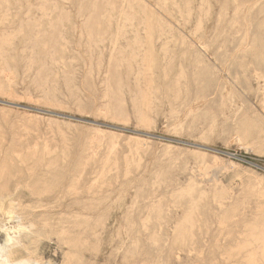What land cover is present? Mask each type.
<instances>
[{
	"label": "rangeland",
	"instance_id": "obj_1",
	"mask_svg": "<svg viewBox=\"0 0 264 264\" xmlns=\"http://www.w3.org/2000/svg\"><path fill=\"white\" fill-rule=\"evenodd\" d=\"M4 1L0 259L264 264V0Z\"/></svg>",
	"mask_w": 264,
	"mask_h": 264
},
{
	"label": "bare ground",
	"instance_id": "obj_2",
	"mask_svg": "<svg viewBox=\"0 0 264 264\" xmlns=\"http://www.w3.org/2000/svg\"><path fill=\"white\" fill-rule=\"evenodd\" d=\"M3 1H4V0H0V25L3 24V21H2L3 19H2V18H5V17L7 18V16H5V15H6L7 13H9V12H7L8 9H7V11L4 10L5 7L3 8L4 11L2 10V6H3V5L5 4V2H6V1H4V4H3V3H2ZM17 1H18V0H17ZM45 1H46V0H45ZM159 1H161V0H159ZM163 1H164V0H163ZM191 1H192V0H191ZM244 1H245V0H244ZM8 2H9V1H8ZM46 2H47V1H46ZM91 2H93V0H91ZM101 2H102V0H101ZM18 3H20V1H19ZM97 3L100 4V2H97ZM97 3L95 2L94 5H96ZM172 3H173V2H172ZM174 3H175V1H174ZM6 4H7V3H6ZM6 4H5V5H6ZM14 4H16V2H15ZM47 4H49V3H47ZM50 4H51V3H50ZM89 4H90V3H89ZM91 4H92V3H91ZM123 4H124V3H123ZM127 4H128V3H127ZM143 4H144V3H143ZM163 4H164V3H163ZM165 4L167 5L166 2H165ZM44 5H46V3H45ZM101 5H102V4H101ZM104 5H106V4H104ZM108 5H111V3H109ZM108 5H107V6H108ZM129 5H130V4H129ZM129 5H128V6H129ZM175 5H176V4H175ZM40 6H41V5H40ZM90 6H91V5H90ZM164 6H165V5H164ZM189 6H191V5H189ZM189 6H188V7H189ZM205 6H206V5H205ZM123 7H124V6H123ZM129 7H130V6H129ZM136 7H137V6H136ZM136 7H135V8H136ZM147 7H148V6H147ZM174 7H175V6H174ZM6 8H7V7H6ZM65 8H66V7H65ZM105 8H106V6H105ZM39 9H40V7H39ZM56 9H57V8H56ZM100 9H104V6H103V5H102V6H100V5L95 6V11H99L100 14H101V12H102V14H103V11H104V10H103V11H102V10L100 11ZM106 9H107V8H106ZM106 9H105V10H106ZM130 9H131V8H130ZM145 9H146V11H147V8H145ZM164 9H165V8H164ZM170 9H171V8H170ZM201 9H202V8H201ZM1 10H2L3 12H2ZM73 10H74V9H73ZM107 10H110V9L108 8ZM132 10H133V9H132ZM28 11H29V10H28ZM56 11H57V10H56ZM143 11H144V10H143ZM146 11H145V12H146ZM200 11H201V10H200ZM18 12H19V11H18ZM18 12H17V13H18ZM42 12H43V11H42ZM145 12H144V13H145ZM188 12H189V11H187L186 13H188ZM5 13H6V14H5ZM10 13H11V12H10ZM17 13H16V14H17ZM31 13H32V12H31ZM45 13H46V12H45ZM45 13H44V14H45ZM133 13H134V12H133ZM144 13H143V14H144ZM161 13H162V12H161ZM2 14H3V15H2ZM27 14H28V13H27ZM44 14H42V15H44ZM100 14H99V15H100ZM102 14H101V16H102ZM109 14H110V13H109ZM190 14H191V13H188L187 15L189 16ZM30 15H31V14H30ZM45 15H46V14H45ZM97 15H98V13H96L95 16H97ZM134 15H135V13H134ZM182 15H183V14H182ZM1 16H5V17H2V18H1ZM28 16H29V15H28ZM40 16H41V15H40ZM46 16H47V15H46ZM51 16H52V15H51ZM103 16H104V15H103ZM105 16H106V15H105ZM180 16H181V15H180ZM188 16H187V17H188ZM207 16H208V14H207ZM17 17H18V15H17ZM17 17L15 16L14 18L16 19ZM47 17H48V16H47ZM144 17L146 18L145 15H144ZM157 17H158V16H157ZM43 18H44V17H43ZM50 18H51V17H50ZM78 18H80V17H78ZM99 18H100V17H99ZM99 18H98V19H99ZM108 18H109V16H108ZM126 18H127V17H126ZM130 18H131V17H130ZM132 18H133V17H132ZM189 18H190V17H188L187 19L189 20ZM221 18H222V17H221ZM1 19H2V20H1ZM59 19H61V18H59ZM159 19H161V18H159ZM6 20H9V18H7ZM57 20H58V18H57ZM105 20H106V19H104L103 22H105ZM125 20H126V19H125ZM143 20H144V19H143ZM41 21H42V20H41ZM46 21H48V20H46ZM46 21H45V22H46ZM49 21H50V20H49ZM52 21H55V22H56V20H52ZM52 21H51V22H52ZM59 21H60V20H59ZM61 21H62V19H61ZM80 21H81V20H80ZM99 21H100V20H99ZM99 21H98V23H99ZM129 21H130V20H129ZM1 22H2V23H1ZM4 22H5V21H4ZM10 22H11V19H10ZM29 22H30V21H29ZM68 22H69V21H68ZM103 22H102V23H103ZM122 22H123V21H122ZM126 22H128V21H126ZM7 23H8V22H7ZM32 23H33V22H32ZM34 23H35V22H34ZM48 23H49V22H48ZM129 23H130V22H129ZM22 24L25 25L26 30H27V29L30 30L29 28H31V27H30L31 25H29L27 22L24 24V21H23ZM40 24H41V23H40ZM51 24H52V23H51ZM106 24H107V23H104V25H106ZM157 24H158V23H157ZM200 24H201V23H200ZM200 24H199V25H200ZM19 25H20V24H19ZM23 25H21V27H23ZM37 25H38V24H36V26H37ZM41 25H42V24H41ZM53 25H55V24H52V26H53ZM68 25H69V24H68ZM101 25H102V24H101ZM127 25H128V24H127ZM145 25H146V23H145ZM164 25H165V24H164ZM42 26H43V25H42ZM55 26L57 27V25H55ZM58 26H59V25H58ZM75 26H76V25H75ZM106 26H107V25H106ZM166 26H167V25H166ZM169 26H170V25H169ZM169 26H168V27H169ZM34 27H35V26H33V28H34ZM47 27H49V26H47ZM53 27H54V26H53ZM53 27H52V28H53ZM80 27H81V26H80ZM82 27H83V26H82ZM52 28H51V29H52ZM170 28H171V26H170ZM170 28H169V29H170ZM24 29H25V28H24ZM36 29H37V28H35L34 30H36ZM41 29H42V28H41ZM43 29H44V26H43ZM45 29H46V27H45ZM121 29H122V28H121ZM259 29H260V28H259ZM20 30H21V29H20ZM46 30H47V29H46ZM48 30H49V29H48ZM53 30H55V29H53ZM103 30H104V29H103ZM125 30H126V29H125ZM161 30L163 31V29H161ZM167 30H168V29H167ZM201 30H202V29H201ZM39 31H40V30H39ZM41 31H42V30H41ZM128 31H129V30H128ZM144 31H145V30H144ZM171 31H172V29H171ZM197 31L199 32V28H198ZM33 32H35V31H33ZM45 32H46V31H45ZM59 32H60V31H59ZM118 32H120V31H118ZM29 33H30V32H29ZM37 33H38V32H37ZM40 33H41V32H40ZM43 33H44V32H42V36H38V37H34V33H33V36L31 35V38H30V39L28 38V39L30 40V42H31V43L28 42V43L31 44L30 46H31L32 48H38V50H39L40 53H42V54H44V52L47 51V50H46V46H47L48 44L46 45V43H51L52 41H54V40H52L53 35H52L51 40H50V38L48 39L46 36L43 35ZM54 33H55V32H54ZM57 33H58V32H57ZM60 33H61V32H60ZM81 33H82V32H81ZM98 33H99V32H98ZM135 33H136V32H135ZM15 34H16V33H15ZM55 34H56V33H55ZM92 34H94V32H92ZM118 34H119V33H118ZM120 34H121V32H120ZM144 34H145V33H144ZM35 35H36V33H35ZM37 35H38V34H37ZM47 35H48V34H47ZM90 35H91V34H90ZM125 35H127V34H125ZM169 35H171V33H170ZM169 35H168V36H169ZM3 36H4V35L0 36V55L2 54V51H3V49H4V45H6L5 42H6V41H9V39H10V36H9V37H8V40H6V38H7L6 36H7V34H6V36H4V37H3ZM29 36H30V35H29ZM55 36H58V35L56 34ZM79 36H82V34L79 35ZM92 36H93V35H92ZM98 36H99V35H98ZM98 36L95 35V37H98ZM5 37H6V38H5ZM11 37H12V36H11ZM75 37H76V36H75ZM136 37H138V36H136ZM136 37H135V38H136ZM53 38H54V37H53ZM56 38H57V37H55V39H56ZM60 38H61V36H60ZM87 38H88V37H87ZM99 38H100V37H99ZM162 38H163V37H162ZM89 39H90V38H89ZM91 39H92V38H91ZM91 39H90V40H91ZM57 40H58V39H57ZM57 40H56V41H57ZM97 40L99 41V39H97ZM80 41H81V40H80ZM94 41H95V40H94ZM173 41H174V40H173ZM197 41H198V40H197ZM11 42H12V41H11ZM54 42H55V41H54ZM54 42H53V43H54ZM58 42H59V41H58ZM58 42H57V43H58ZM136 42H137V40H136ZM168 42H169V41H168ZM171 42H172V41H171ZM6 43H7V46H6V47L9 46V47H12V48H13V45L10 46V45H9L10 43H9V44H8V42H6ZM12 43H13V42H12ZM12 43H11V44H12ZM53 43H52V44H53ZM88 43H89V40H88ZM90 43H91V42H90ZM85 44H86V43H85ZM111 44H112V43H111ZM158 44H159V42H158ZM49 45H50V44H49ZM53 45H55V44H53ZM53 45H52V46H53ZM67 45H68V44H67ZM86 45H87V44H86ZM166 45H167V43H166ZM30 46H29V47H30ZM90 46H91V45H90ZM143 46H144V45H143ZM181 46H182V45H181ZM49 47H50V46H49ZM54 47H55V46H54ZM120 47H121V46H120ZM32 48H31V49H32ZM50 48H51V47H50ZM95 48H96V47H95ZM182 48H184V47H182ZM89 49H90V48H89ZM163 49H164V48H163ZM248 49H249V48H248ZM253 49H254V48H253ZM34 50H36V49H34ZM48 50H49V49H48ZM50 50H51V49H50ZM71 50H72V49H71ZM84 50H85V49H84ZM129 50H130V49H129ZM141 50H142V49H141ZM192 50H193V49H192ZM192 50H191V51H192ZM246 50H247V49H246ZM251 50H252V49H251ZM32 51H33V49H32ZM91 51H92V50H91ZM163 51H164V50H163ZM248 51H250V50H248ZM67 52H68V51H67ZM7 53H9V52H6V54H7ZM23 53H24V52H23ZM25 53H26V52H25ZM25 53H24V54H25ZM45 53H47V52H45ZM48 53H49V52H48ZM48 53H47V55H48ZM75 53H76V52H75ZM85 53H86V52H85ZM94 53H95V52H94ZM119 53H120V52H119ZM132 53H133V52H132ZM138 53H139V52H138ZM163 53H164V52H163ZM167 53H168V52H167ZM3 54H5V52H4ZM3 54H2V55H3ZM6 54H5V55H6ZM42 54H41V55H42ZM87 54H88V53H87ZM246 54H247V52H246ZM2 55L0 56V57H1L0 59H2V57L4 56V55H3V56H2ZM33 55H34V53L32 54V56H33ZM41 55H40V56H41ZM47 55H46V56H47ZM94 55H95V54H94ZM53 56H54V55H53ZM124 56H125V55H124ZM164 56H165V55H164ZM167 56H168V55H167ZM239 56H240V55H239ZM35 57H38V58H39V56H36V55H35ZM43 57H45V56H43ZM128 57H129V56H128ZM54 58H55V57H54ZM101 58L103 59V57H101ZM120 58H122V57H120ZM130 58H131V57H130ZM52 59H53V57H52ZM123 59H124V57L122 58V61L124 62ZM180 59H181V58H180ZM3 60H4V59H3ZM3 60H2V61H3ZM60 60H61V59H60ZM72 60H73V59H72ZM117 60H118V59H117ZM117 60H116V61H117ZM128 60H129V59H128ZM128 60H126V61H128ZM139 60H140V59H139ZM201 60H202V59H201ZM50 61H51V60H50ZM61 61H63V60H61ZM89 61H90V60H89ZM111 61H112V60H111ZM141 61H143V60H141ZM191 61H192V60H191ZM3 62H4V61H3ZM29 62H31V60H30ZM33 62H34V61H33ZM33 62H32V64H31V63H30V64L33 65ZM70 62H71V61H70ZM75 62H76V61H75ZM92 62H93V61H92ZM92 62H91V63H92ZM97 62H98V61H97ZM119 62L121 63L120 60H119ZM123 62H122V63H123ZM45 63H46V62H45ZM63 63H64V62H63ZM120 63H119V64H120ZM124 63H125V62H124ZM129 63H130V62H129ZM141 63H142V62H141ZM236 63H237V62H236ZM98 64H99V63H98ZM102 64H103V63H102ZM110 64H111V63H110ZM127 64H128V63H125V65H127ZM56 65H57V62H56ZM84 65H86V64H84ZM92 65H93V64L90 65L91 68H92ZM122 65H123V64H122ZM143 65H144V64H143ZM143 65H142V66H143ZM180 65H181V64H180ZM192 65H193V64H192ZM112 66H113V69H114V65H113V64H112ZM120 66H121V65H119L118 67L120 68ZM97 67H100V66H97ZM102 67H103V65H102ZM127 68H128V67H127ZM44 69H45V68H44ZM72 69H73V68H72ZM92 69H93V68H92ZM117 69H118V68H117ZM142 69H144V68H142ZM181 69H182V68H181ZM181 69H180V70H181ZM41 70H42V69H41ZM41 70H40V71H41ZM98 70H100V69H98ZM182 70H183V69H182ZM90 71H91V70H90ZM92 71H93V70H92ZM118 71H119V70H118ZM144 71H145V70H144ZM93 72H94V71H93ZM107 72H108V71H107ZM111 72H112V71H111ZM113 72H114V71H113ZM146 72H147V71H146ZM179 72H180V71H179ZM183 72H184V71H183ZM98 73H100V72H98ZM139 73H140V72H139ZM164 73H165V72H164ZM181 73H182V72H181ZM5 74H6V73H5ZM75 74H76V73H75ZM144 74H145V72H144ZM146 74H147V73H146ZM147 75H148V74H147ZM165 75H166V74H165ZM179 75H180V74H179ZM182 75H184V74H182ZM86 76H87V75H86ZM86 76H85V77H86ZM71 77H72V76H71ZM106 77H107V76L105 75V78H106ZM108 77H109V76H108ZM112 77H113V76H112ZM115 77H116V76H115ZM138 77H139V76H138ZM140 77H141V76H140ZM144 77H146V76H144ZM144 77H143V78H144ZM183 77H184V76H183ZM204 77H205V76H204ZM136 78H137V77H136ZM73 79H74V78H73ZM259 79H260V77H259ZM65 80H66V79H65ZM113 80H114V79H113ZM138 80H139V79H138ZM64 82H65V81H64ZM66 82H67V81H66ZM66 82H65V83H66ZM107 82H108V81H107ZM137 82H138V81H137ZM137 82H136V83H137ZM107 84H108V83H107ZM176 84H177V83H176ZM118 85H119V84H118ZM177 85H180V84L178 83ZM116 86H117V84H116ZM120 86H121V85H120ZM153 86H154V85H153ZM182 86H183V85H182ZM117 87H118V86H117ZM139 87H140V86H139ZM115 88H116V87H115ZM120 88H121V87H119V88H117V89H120ZM185 88H186V87H185ZM67 89H68V88H67ZM3 90H4V89H3ZM108 90H109V89H108ZM108 90H107V91H108ZM115 90H116V89H115ZM139 90H140V88H138V93L142 95V93H140ZM152 90H153V89H152ZM109 91H110V90H109ZM140 91H141V90H140ZM179 91H180V90H179ZM141 92H142V91H141ZM177 92H178V91H177ZM111 93H113V92H111ZM107 94H108V93H107ZM109 94H110V93H109ZM178 94H179V93H178ZM178 94H177V96H178ZM111 95H112V94H111ZM144 95H145V93H144ZM138 96H139V95H138ZM146 96H147V95H146ZM46 97H47V95H46ZM49 97H50V96H49ZM114 97H115V96H114ZM114 97H113V98H114ZM141 97H143V96H141ZM141 97H140V99H141ZM44 98H45V97H44ZM51 98H52V97H51ZM106 98H107V97H106ZM178 98H179V97H178ZM142 99H143V98H142ZM144 99H146V98H144ZM46 100H47V99H46ZM47 101H48V100H47ZM140 101H141V100H140ZM157 101H158V100H157ZM177 101H178V100H177ZM141 102H142V101H141ZM7 103H9V102H7ZM145 103H146V102H145ZM9 104H13V103H9ZM82 104H83V103H82ZM120 104H121V103H120ZM143 104H144V103H143ZM13 105H15V104H13ZM141 106H142V104H141ZM80 107H81V105H80ZM121 107H122V106H121ZM137 107L139 108V105H138ZM31 108H32V107H31ZM107 108H109V106H108ZM99 110H100V109H99ZM109 110H110V109H109ZM140 110H142V109L140 108ZM116 114H117V112H116ZM121 115H123V114H121ZM170 116H171V115H170ZM121 118H122V117H121ZM123 118H124V117H123ZM195 119H196V118H195ZM139 121H140V120H139ZM213 121H214V120H213ZM245 122H246V120H245ZM247 122H249V121H247ZM239 124H240V123H239ZM252 125H253V124H252ZM240 126H241V125H240ZM254 126H255V125H254ZM259 127H260V126H259ZM260 128H261V127H260ZM25 129H26V128H25ZM250 129H251V127H250ZM20 130H21V128H20ZM209 130H210V129H209ZM25 131H26V130H25ZM207 131H208V130H207ZM239 131H241V130H239ZM59 132H60V131H59ZM23 133H24V132H23ZM62 134H63V132H62ZM209 134H210V133H209ZM261 134H262V133H261ZM0 135H1V134H0ZM63 135H64V134H63ZM237 135H238V134H237ZM247 135H248V134H247ZM202 136H203V135H202ZM238 136H239V135H238ZM16 137H17V136H16ZM63 137H64V136H63ZM63 137H62V138H63ZM203 137H205V136H203ZM65 139H66V138L64 137V140H63L64 142H66ZM244 139H245V138H244ZM2 140H3V139H2ZM81 140H82V139H81ZM21 141H22V140H21ZM241 141L243 142V140H241ZM36 145H37V144H36ZM66 146H67V145H66ZM66 146H65V147H66ZM67 148H68V147H67ZM29 149H30V148H29ZM26 150H27V149H26ZM35 150H36V149H35ZM35 150H34V151H35ZM44 150H45V149H44ZM17 151H18V150H17ZM20 151H23V150L21 149ZM67 151H68V150H67ZM27 152H28V151H27ZM46 152H47V151H46ZM48 152H49V151H48ZM33 153H34V152H33ZM53 153H54V152H53ZM88 153H89V152H88ZM34 156H35V155H34ZM16 157H17V156H16ZM47 157H48V156H47ZM91 159H92V158H91ZM91 159H90V160H91ZM202 161H203V160H202ZM90 162H91V161H90ZM202 163L204 164V162H202ZM34 165H35V164H34ZM87 168H88V167H87ZM207 168H208V167H207ZM204 169H205V168H204ZM103 170H105V169H103ZM110 170H111V169H110ZM1 172H2V171H1ZM109 172H111V171H109ZM82 173H83V172H82ZM102 174H104V173H102ZM61 175L64 177V179H66V183H67L68 185L65 186V188H68V190H69L70 188H72V187L74 186V184H76L75 182L78 181V177H77V176H68V175H66L65 173H62ZM110 175H111V173H110ZM126 175H127V174H126ZM128 175H129V173H128ZM100 176H101V175H100ZM103 176H104V175H103ZM130 176H131V175H130ZM94 177H95V176H94ZM127 177H128V176H127ZM127 177H126V178H127ZM80 178H82V175H81ZM100 178H101V177H100ZM103 178H104V177H103ZM98 179H99V178H98ZM79 182H80V181H79ZM79 182H78V183H79ZM96 182L98 183V181H95V183H96ZM194 182H195V181H194ZM92 184L94 185V183H92ZM188 184H189V183H188ZM220 185H221V184H220ZM78 186H79V184H78ZM155 186H156V185H155ZM189 186H190V185H189ZM195 186H197V185H195ZM195 186H194V187H195ZM101 187H102V186H101ZM103 187H104V186H103ZM221 187H222V186H221ZM53 188H55V191H56V190H58L59 188H61V186H60V185H55L54 187L51 188V190H52ZM75 188H76V187H75ZM92 189H93V187H92ZM92 189H91V190H92ZM192 189H193V191H194V188H193V187H192ZM73 190H74V189H73ZM91 190H90V191H91ZM188 190L190 191V188H189ZM64 191H65V189H64L63 186H62V189L59 190V194H60V195H63V194H64ZM71 191H72V190H71ZM193 191H192V192H193ZM67 192H68V191H67ZM194 192H195V191H194ZM79 193H80V192H79ZM88 193H91V192H88ZM76 194H78V193H76ZM180 194H181V192H180ZM57 195H58V194H57ZM182 195H183V194H182ZM205 195H206V194H205ZM184 196H186V195H184ZM189 196H190V195H189ZM191 196H192V194H191ZM191 196H190V197H191ZM203 197H204V196H203ZM205 197H206V196H205ZM205 197H204V198H205ZM184 198H185V197H183V199H184ZM206 198H207V197H206ZM184 200H185V199H184ZM6 201H7V200H6ZM215 201H216V200H215ZM193 204H194V203H193ZM193 204H191V205H193ZM219 204H220V203H219ZM191 205H190V206H191ZM195 205H196V204H195ZM195 205H194V206H195ZM221 205H222V204H221ZM11 206H12V204H11ZM179 206H180V205H179ZM190 208H191V207H190ZM263 208H264V207H263ZM263 208H262V209H263ZM191 210H193V209L191 208ZM196 210H198V209H196ZM194 211H195V210H194ZM194 214H195V213H194ZM258 214H259V212H258ZM189 215H190V214H189ZM198 215H199V214H198ZM7 216H8V214H7ZM14 216H16V215H14ZM11 218H12V215H11ZM183 219H184V218H183ZM188 219H189V218H188ZM232 219H233V218H232ZM147 220H148V219H147ZM149 220H150V218H149ZM186 220H187V219H186ZM190 220H191V219H190ZM188 221H189V220H187V222H188ZM191 221H192V220H191ZM191 221H190V222H191ZM183 222H184V221H183ZM147 223H148V222H147ZM184 223H185V222H184ZM184 223H183V224H184ZM192 224H193V223H192ZM192 224H191V225H192ZM47 225H48V224H47ZM191 225H190V227L194 228V226H191ZM246 225H247V224H246ZM246 225H245V226H246ZM248 225H249V224H248ZM248 225H247V226H248ZM252 225L254 226V224H252ZM252 225H250V227H251ZM178 226H179V225H178ZM181 226H182V225H181ZM224 226H225V225H224ZM247 226H246V227H247ZM263 226H264V224H263ZM31 227H33V226H31ZM185 227H186V226H184V228H185ZM246 227H245V228H246ZM248 227H249V226H248ZM255 227H260V226H255ZM255 227H254V228H255ZM176 228H177V227H176ZM176 228H175V229H176ZM178 228H179V229H182L183 227H181V228L178 227ZM225 228H226V227H225ZM252 228H253V227H252ZM262 228H263V227H261V231H260L261 233L264 231V230H262ZM23 229H24V228H23ZM25 229H26V228H25ZM30 229H31V228H30ZM185 229H186V228H185ZM249 229H250V228H249ZM255 229H256V228H255ZM18 230H19V229H18ZM20 230H21V228H20ZM27 230H28V229H27ZM177 230H178V229H177ZM194 230H195V229H194ZM247 230H248V229H247ZM251 230H252V231H251ZM256 230L258 231V229H256ZM259 230H260V229H259ZM183 231L186 232V230H183ZM191 231H193V229H192ZM199 231H200V230H199ZM236 231H237V230H236ZM250 231L252 232V233H251L252 236H251L250 234H248V235H250L251 237L248 236V235H246V234H244V235L246 236V238L249 237V238L251 239L252 237H254L253 235H255V234L257 235V234L259 233V231H258V233H257V232H253V231H254L253 229H250ZM178 232H181V230L178 231ZM185 232L182 233V236H183V234L185 235ZM187 232H188V231H187ZM247 232H248V231H247ZM24 233H26V232L24 231L22 234H24ZM28 233H30V232H28ZM191 234H192V232H191ZM191 234H190V235H191ZM174 235H175V234H174ZM256 235H255V239H258V240H257L256 242H255V241H254V242H255L256 244H257V243H258V244L261 243L260 245H261V247H263V246H262V244H264L263 240H262V239H261L262 241L259 240L260 237H256ZM263 235H264V234H263ZM263 235H262V236H263ZM29 236H30V235H29ZM31 236H32V235H31ZM220 236H221V235H220ZM258 236H261L260 233L258 234ZM18 237H19V236H18ZM24 238H25V237H24ZM173 238H174V237H173ZM187 238H188V237H187ZM191 238H192V237H191ZM246 238H245V241L247 240V241L249 242L248 238H247V239H246ZM262 238L264 239V236H263ZM19 239H20V238H19ZM178 239H179V238H178ZM221 239H222V238H221ZM255 239H253V240H255ZM10 240H11V239H9V241H8L9 243H10ZM193 240H194V239H193ZM243 240H244V238H243ZM253 240H252V241H253ZM245 241L242 242V244H243V243L246 244ZM259 241H261V242L259 243ZM11 242H12V241H11ZM183 242H184V241H183ZM248 242H247V243H248ZM254 242H252V243L254 244ZM186 243H187V242H186ZM156 244H157V243H156ZM245 244H244V245H245ZM250 244H251V243H250ZM250 244H249V246H250ZM253 244H251L252 247H251V246H250V247H249V246L246 247L248 244H246V246H242V250H244L243 252H245V249H243L244 247L247 248L248 250H251V249H249V248H252V249H253V248H254V247H253V246H254ZM240 246H241V245H240V243H239V248H241ZM20 247L24 248V250H25V249L28 250V249H27V246L24 245V244H22V241H20V242H18L17 246H16L13 250H12V248H11L12 251H10L8 254H6V255H5V258H3V259H6V260L8 261V264H31L32 261H25V260H21V261H19V260H17V261H12V257H13V256H15V255H20V252H21V251H20ZM256 247H258V246H256ZM261 247H258V249H262ZM180 248H181V247H180ZM236 248H238V247H236ZM230 249H231V248H230ZM263 249H264V248H263ZM21 250H22V249H21ZM235 250H236V249L231 250V251L234 252ZM237 250H238V249H237ZM237 250H236V251H237ZM255 250H256V249H255ZM259 251L261 252L260 255H261V254L264 255V253H262L263 250H259ZM259 251H258V252H259ZM240 252H241V251H240ZM263 252H264V251H263ZM230 253H231V252H230ZM234 253H235V252H234ZM247 253H248V252H247ZM253 253H254V252H252L250 255H252ZM239 254H240V253H238V255H239ZM256 254H258L257 251H256ZM250 255H248V257H249L248 259H250V260H252V261H255V260H256V259L254 258L255 255L252 256V259H251ZM258 255H259V254H258ZM174 256H175V255H174ZM200 256H202V255H200ZM223 257H225V256H223ZM237 257H238V256H237ZM255 257H257V256H255ZM258 257H260V256H258ZM261 257H263L262 260L264 261V256L261 255ZM236 259H237V258H236ZM248 259H246V260H248ZM257 259H258V258H257ZM14 260H16V259L14 258ZM244 260H245V259H244ZM250 260H249V262H250ZM252 261H251V262H252ZM226 262H227V261H226ZM244 262H245V261H244ZM247 262H248V261H247ZM251 262H250V263H251ZM255 262H256V261H255ZM255 262H254V263H255ZM32 263H34V262H32ZM36 263H37V262H36ZM257 263H258V262H257ZM257 263H256V264H257ZM248 264H249V263H248ZM251 264H253V263H251Z\"/></svg>",
	"mask_w": 264,
	"mask_h": 264
},
{
	"label": "clouds",
	"instance_id": "obj_3",
	"mask_svg": "<svg viewBox=\"0 0 264 264\" xmlns=\"http://www.w3.org/2000/svg\"><path fill=\"white\" fill-rule=\"evenodd\" d=\"M0 264H8V261L6 259H0Z\"/></svg>",
	"mask_w": 264,
	"mask_h": 264
}]
</instances>
